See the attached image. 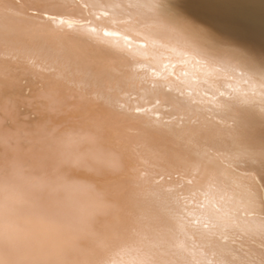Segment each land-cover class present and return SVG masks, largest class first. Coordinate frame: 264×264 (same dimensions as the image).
<instances>
[{"label": "bare ground", "instance_id": "1", "mask_svg": "<svg viewBox=\"0 0 264 264\" xmlns=\"http://www.w3.org/2000/svg\"><path fill=\"white\" fill-rule=\"evenodd\" d=\"M0 264H264V0H0Z\"/></svg>", "mask_w": 264, "mask_h": 264}]
</instances>
